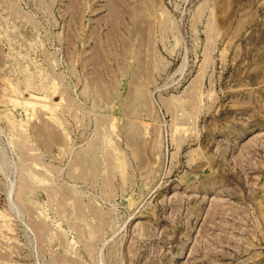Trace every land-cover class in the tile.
<instances>
[{"label":"rangeland","instance_id":"obj_1","mask_svg":"<svg viewBox=\"0 0 264 264\" xmlns=\"http://www.w3.org/2000/svg\"><path fill=\"white\" fill-rule=\"evenodd\" d=\"M122 1L0 0V264H264V0Z\"/></svg>","mask_w":264,"mask_h":264},{"label":"crops","instance_id":"obj_2","mask_svg":"<svg viewBox=\"0 0 264 264\" xmlns=\"http://www.w3.org/2000/svg\"><path fill=\"white\" fill-rule=\"evenodd\" d=\"M95 3V0H89V8L94 9L96 7ZM122 3V0H104V3L103 5H100V8L106 6L104 14L113 15L117 12V8L120 7ZM79 5V2L77 1L75 6H78L79 8ZM85 5L86 4L83 2V7ZM136 25L139 29L149 30V26L146 24ZM73 27L74 30H77L76 32H78L77 38L74 42H71L70 40L68 43L66 42V46L75 48L77 52H79V57L83 61L89 60L92 53L98 55V59H108V54H114L117 57L114 59L124 62H130L132 58H135L138 63L148 62L149 64V62H151V67L149 68L148 65V69H151L152 71L154 70L153 57L155 53V43L151 38L152 36L149 37L147 34H143L146 38L142 36L140 39L133 38V40H130V35L122 33L120 34V37H116L111 31L119 30L120 32H123V29H126V27L120 29L114 23L110 24V26L109 24H102L101 22H91L89 25L75 23L73 24ZM70 47L68 48V55L72 56L73 51L69 50ZM112 48H115V50L112 51ZM72 59L74 58L72 57Z\"/></svg>","mask_w":264,"mask_h":264}]
</instances>
